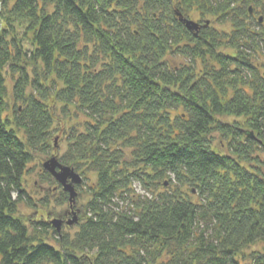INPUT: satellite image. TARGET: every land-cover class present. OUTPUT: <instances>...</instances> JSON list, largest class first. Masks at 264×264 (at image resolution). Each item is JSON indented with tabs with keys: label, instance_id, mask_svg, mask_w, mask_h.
I'll use <instances>...</instances> for the list:
<instances>
[{
	"label": "trees",
	"instance_id": "16d2710c",
	"mask_svg": "<svg viewBox=\"0 0 264 264\" xmlns=\"http://www.w3.org/2000/svg\"><path fill=\"white\" fill-rule=\"evenodd\" d=\"M252 5L264 0H0V264H264ZM196 8L231 33L189 29ZM60 130L59 161L96 174L74 234L20 215L36 205L29 166Z\"/></svg>",
	"mask_w": 264,
	"mask_h": 264
},
{
	"label": "rangeland",
	"instance_id": "374dc122",
	"mask_svg": "<svg viewBox=\"0 0 264 264\" xmlns=\"http://www.w3.org/2000/svg\"><path fill=\"white\" fill-rule=\"evenodd\" d=\"M241 5V2L238 3ZM254 6H250V9H253ZM256 16L253 18L252 16H247L243 20L245 23L257 33H260V30L264 31V21L260 23L258 19L261 14L264 13V9L256 8L255 10ZM218 18L212 15H206L205 17L199 12L198 8L194 9V12L191 14L189 18H186L185 21H191L195 24L196 30H200L205 24L206 26H210L211 28L216 29L218 32H226L231 33L232 31V23L219 24L217 22ZM223 52L228 53L229 50L226 48L222 49ZM257 58L258 66L262 73H264V45L263 48L257 51V54L254 56ZM181 62H185V60L180 59ZM232 96V95H231ZM81 119H75L69 121V126L67 129L73 126L83 125L85 117H80ZM221 121L227 122L230 124H234L239 122L240 119L235 117H224L220 118ZM243 122V121H241ZM23 137V135H21ZM215 147L220 148L222 145V141L220 140L219 135H215ZM55 139L56 149L49 156H37L33 163L30 164L28 173L25 177V188L27 192L34 198L36 201L35 207H28L25 204L20 205V215L25 219V222L30 226L31 222H35L40 219V216L45 217L47 222H51L55 219L56 216L63 214L66 210L69 209V202L67 201L64 205L60 206L58 204V200L61 199V190L58 189L56 184L49 182L46 176L44 175L45 171L43 170V163L50 159L53 155L59 157V159L67 152L69 143L66 140V135L64 134V130H60L56 132L53 136ZM223 152H226V149H222ZM83 178V184L80 188H78L79 195L76 199V208L80 209L81 212L77 215L78 218H82L84 216V207L88 203L90 199V188H93L96 182V174L87 173L84 174L82 172H78ZM168 181V180H166ZM133 191L136 195L146 196L145 191L139 185V183H134L132 187ZM192 197L193 201H198V196L194 193ZM49 200L47 206L44 205L45 199ZM75 216L70 215L68 221L74 219ZM80 220L78 224H75L73 227H68L65 225L62 228V233H71L74 234L79 230ZM260 247H253L250 250L246 251V255L250 254L253 251H260Z\"/></svg>",
	"mask_w": 264,
	"mask_h": 264
},
{
	"label": "water",
	"instance_id": "95a60500",
	"mask_svg": "<svg viewBox=\"0 0 264 264\" xmlns=\"http://www.w3.org/2000/svg\"><path fill=\"white\" fill-rule=\"evenodd\" d=\"M186 26L195 30L196 26L191 21H185ZM43 170L49 173L53 179L62 187L63 192L69 195V203L72 207L76 205V199L79 195L77 190V186H81L83 184V178L79 173L75 171V169L71 166L63 165L59 161L58 156H53L52 158L46 160L43 163ZM167 184V183H166ZM73 220L67 222L68 227H73L75 224H78L80 219L76 216ZM63 220L60 215L56 216L53 221H51V225L57 230V232H62Z\"/></svg>",
	"mask_w": 264,
	"mask_h": 264
},
{
	"label": "flooded vegetation",
	"instance_id": "af4514ba",
	"mask_svg": "<svg viewBox=\"0 0 264 264\" xmlns=\"http://www.w3.org/2000/svg\"><path fill=\"white\" fill-rule=\"evenodd\" d=\"M249 15L252 16L253 18H255V16H256V12H255L254 10L250 9V11H249ZM258 21H259L260 23H263V21H264V13L261 14V16H260V18L258 19ZM56 186H58V189H59V190H63L62 187H61L60 185H57V184H56ZM63 193H64V192H63ZM76 207H77L76 205H75L74 207H72L71 204L69 203V209L66 210L63 214L60 215L61 219H62L63 222H64V223H63V227L67 224L70 215L75 216V213H77V214H76V216H77V215L81 212V210L78 209V208H76ZM79 219L82 220V218H79ZM63 227H62V228H63Z\"/></svg>",
	"mask_w": 264,
	"mask_h": 264
}]
</instances>
